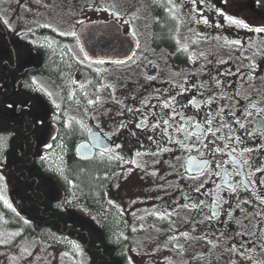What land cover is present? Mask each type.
Segmentation results:
<instances>
[{
  "label": "flooded vegetation",
  "instance_id": "af4514ba",
  "mask_svg": "<svg viewBox=\"0 0 264 264\" xmlns=\"http://www.w3.org/2000/svg\"><path fill=\"white\" fill-rule=\"evenodd\" d=\"M6 1L0 0V159L11 162L14 150L19 163L9 170L29 185L25 220L74 240L94 264L114 260L116 249L106 252L99 243L108 226L102 236L77 224L49 226L41 192L55 206L56 186L41 164L60 160L89 208L106 216L117 211L136 226L165 220L161 227L175 243L196 239L221 248L207 264H264V0H137L147 9L84 21L112 20L134 39L122 61L88 60L77 28L66 37L33 26L7 16ZM56 41L78 46L77 66L64 71L74 111L56 112L46 126L34 82L37 73L55 75L47 57Z\"/></svg>",
  "mask_w": 264,
  "mask_h": 264
},
{
  "label": "rangeland",
  "instance_id": "374dc122",
  "mask_svg": "<svg viewBox=\"0 0 264 264\" xmlns=\"http://www.w3.org/2000/svg\"><path fill=\"white\" fill-rule=\"evenodd\" d=\"M136 2L137 0H8L5 2V11L7 16L14 14L22 20L31 21L33 26L51 27L56 32L71 37L76 27L84 21L147 9L146 4L141 1L135 4ZM1 6L2 4L0 9ZM25 12L28 17L23 16ZM70 46L69 43L60 41H56L54 47L49 46L52 51L47 57V67L55 75L52 78L46 74L35 75L37 80L34 85L38 95L34 104L39 112V119L46 126L50 118L49 124L56 122V112L61 114L74 111L72 99L75 91L69 79L64 82V71L68 67L77 66L76 57H79V52L75 43ZM97 68L99 73L104 69L99 66ZM137 70L143 72L141 66ZM62 83L67 84L63 87ZM2 143L0 155L4 146ZM41 166L45 176L56 186L52 189L51 185L50 196L55 207L66 214L68 224L76 223L79 228L101 236L104 234L103 226H108L107 243L109 247L117 248L113 257L116 260L114 264H207L209 260L212 261V256L222 254L220 247L207 249L206 244L196 239L189 240L184 245L175 243L174 238H168V228L161 227L165 220L157 222L161 226L153 223L152 219L136 226L124 221L117 211H108L109 216H106L101 208L91 209L78 199L72 180L65 173L63 161H48ZM21 205L16 183L9 173V163L0 159V264H87L86 256L74 240L66 235L41 230L39 226L28 225Z\"/></svg>",
  "mask_w": 264,
  "mask_h": 264
},
{
  "label": "water",
  "instance_id": "95a60500",
  "mask_svg": "<svg viewBox=\"0 0 264 264\" xmlns=\"http://www.w3.org/2000/svg\"><path fill=\"white\" fill-rule=\"evenodd\" d=\"M82 51L90 61H122L130 57L135 41L124 35L114 21H93L81 24L75 31Z\"/></svg>",
  "mask_w": 264,
  "mask_h": 264
},
{
  "label": "trees",
  "instance_id": "16d2710c",
  "mask_svg": "<svg viewBox=\"0 0 264 264\" xmlns=\"http://www.w3.org/2000/svg\"><path fill=\"white\" fill-rule=\"evenodd\" d=\"M18 144H19V142H17ZM19 145H17V150H19V147H18ZM11 150V149H10ZM9 150V151H10ZM14 150H12L11 151V153H10V155H7V160L9 159L11 162H9V165H10V168L12 167V166H15V164L16 163H19V161H17V160H14V158L16 157V155L14 154V152H13ZM16 159V158H15ZM8 160V161H9ZM15 168V172H18L17 170H19V168H17V167H14ZM9 173H10V176L12 177V179L15 181V183H16V187H17V190H18V194H19V198H20V201H21V203H22V205H21V209H22V212H23V214H24V217H25V215H27L28 214V208H27V206H26V198H27V190L29 189V185L27 184V182H26V180H25V178L24 177H22V180L20 179V177H15V176H13L12 175V172H11V170H9ZM75 174L76 173H74L73 171H70L69 172V177L70 178H72V179H74V176H75ZM36 176V175H35ZM42 193V196H41V199L40 200H44V202H43V206H44V210L45 211H49V213H48V223H49V226L52 224V222H55V223H53V224H59L58 222H60V223H63V225H65L66 227H67V225L68 226H76V223H71V224H68L67 223V220H66V218H65V216H66V214L65 213H63V212H61L57 207H55L52 203H50L47 199H46V197H47V194H46V192H41ZM36 212L38 213L39 212V209H37L36 210ZM53 219H54V221H53ZM31 223H34V220L33 219H31V220H29ZM29 221L27 222L28 223V225H30L29 224ZM47 226V225H46ZM56 229L58 228V226H54ZM26 234V233H25ZM25 234H22V235H24V236H26ZM21 235V234H20ZM27 236H30V234L29 235H27ZM91 241H92V239H91ZM99 243L102 245V247H103V250H105L106 252L107 251H111V252H113L115 249H117L116 247L115 248H112V249H109V245H108V243H107V240H106V238H102L100 241H99ZM91 244H94V242H91ZM81 252H82V254H84V256H86V261H87V264H94V262H95V259H94V257L92 256V255H90V253H88L87 251H85V250H81ZM110 252V253H111ZM108 256H109V254H108ZM109 264H114V260L112 259V261L109 263Z\"/></svg>",
  "mask_w": 264,
  "mask_h": 264
},
{
  "label": "snow or ice",
  "instance_id": "6c2138e0",
  "mask_svg": "<svg viewBox=\"0 0 264 264\" xmlns=\"http://www.w3.org/2000/svg\"><path fill=\"white\" fill-rule=\"evenodd\" d=\"M221 15H223L222 13H221ZM230 23H232V24H238V26L239 27H243V28H246L248 31H253V29H251V28H247V26L246 25H244V24H240L239 22H237V21H230ZM260 32H264V29H261V30H259ZM97 63H102V62H97ZM181 131H183V130H181ZM246 163H247V161H246ZM261 171H264V169H261ZM261 203H264V201H261Z\"/></svg>",
  "mask_w": 264,
  "mask_h": 264
}]
</instances>
